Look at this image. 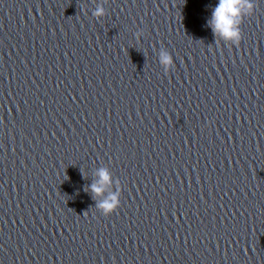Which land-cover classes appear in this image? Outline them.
I'll use <instances>...</instances> for the list:
<instances>
[{"label":"water","instance_id":"95a60500","mask_svg":"<svg viewBox=\"0 0 264 264\" xmlns=\"http://www.w3.org/2000/svg\"><path fill=\"white\" fill-rule=\"evenodd\" d=\"M218 2L0 0V264H264V0Z\"/></svg>","mask_w":264,"mask_h":264},{"label":"clouds","instance_id":"9594fccd","mask_svg":"<svg viewBox=\"0 0 264 264\" xmlns=\"http://www.w3.org/2000/svg\"><path fill=\"white\" fill-rule=\"evenodd\" d=\"M254 8L255 3L253 0H219L213 10L209 24L214 33L219 34L224 40L238 44L242 38V33L238 27L241 21L238 17L242 10L250 12ZM94 14L97 16L103 15V7H98ZM159 59L160 63H162L166 69H169L173 65V58L167 51H161ZM99 175L101 177L99 182L101 185L110 182V173L107 169H101ZM91 187L96 193L101 192V187H98L96 184H93ZM120 195L119 181H117V190L106 200L101 201L98 208L101 209L105 215L112 213L121 203Z\"/></svg>","mask_w":264,"mask_h":264}]
</instances>
